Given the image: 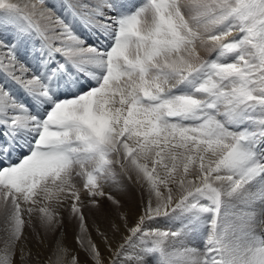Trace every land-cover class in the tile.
I'll return each instance as SVG.
<instances>
[{
    "label": "snow or ice",
    "instance_id": "1",
    "mask_svg": "<svg viewBox=\"0 0 264 264\" xmlns=\"http://www.w3.org/2000/svg\"><path fill=\"white\" fill-rule=\"evenodd\" d=\"M36 213L71 264H264V0H0V264Z\"/></svg>",
    "mask_w": 264,
    "mask_h": 264
},
{
    "label": "rangeland",
    "instance_id": "2",
    "mask_svg": "<svg viewBox=\"0 0 264 264\" xmlns=\"http://www.w3.org/2000/svg\"><path fill=\"white\" fill-rule=\"evenodd\" d=\"M233 35H236V33H233ZM200 52H201V56L204 58H207L209 56V53L205 48H201ZM126 191H127L126 193L130 192L128 190ZM118 198L122 199V202L128 201V199H123L120 197ZM84 211H85L86 221H87V224L90 230L92 226L98 223L99 221L96 220V217L93 215V213L89 212L87 209H84ZM38 215H39L38 213L34 214L35 227L26 226L25 231H24V236L27 239L23 240L22 244L23 246L27 244L28 248L24 249V251H25L26 256L30 257L27 260V264H57L58 257L60 258V262H63L66 259L67 261L70 262L75 255L83 254L80 245L77 243V241H75V239L69 240V242L71 241L70 242L71 249L67 248L66 251L58 253L57 243L59 242L60 231L57 230L56 232H52V231L45 232L42 228L39 227V220L37 219ZM62 215L65 219V222L67 223L68 212L65 210H62ZM69 230L71 231V233H73V230L71 228H69ZM4 239H5L4 228H3V224L0 223V248H3ZM95 243L97 244V246L99 245L98 242H95ZM38 246L40 247L43 246L42 252L37 250ZM64 246L62 248H64ZM14 264H20L18 252H17V257L15 259Z\"/></svg>",
    "mask_w": 264,
    "mask_h": 264
},
{
    "label": "bare ground",
    "instance_id": "3",
    "mask_svg": "<svg viewBox=\"0 0 264 264\" xmlns=\"http://www.w3.org/2000/svg\"><path fill=\"white\" fill-rule=\"evenodd\" d=\"M47 2L49 5H53L56 8H59L60 0H47ZM122 184H123V190L118 195V197L123 198V199H128V201L123 202L125 205V210H129L134 215L136 213V211L138 210V206L141 203V197H140L141 189H140L138 184L131 183V182H128L126 180L123 181ZM126 190H128L130 192L126 193L127 192ZM161 190L163 192H165V194H166L165 189L162 188ZM174 195H175V193H174ZM98 223H100V222H98ZM96 224L92 226V228L89 230V232L91 234L92 240L94 242L99 243L98 247H99L103 257L105 258V260H107V258L110 256V253L108 251L107 244L104 241V237L100 236L96 231ZM160 226L164 227L165 225L161 222ZM101 230L105 231V235H107V237H108V243H111L113 248H115L118 243L122 242L120 239V234H117L114 236L112 231L107 230L106 225L101 224ZM124 234H126V233H124ZM70 239H75V233L74 232L71 233L69 228L66 227L63 232H60L59 246L63 247L65 244L64 249H67V248L71 249V244H70L71 241L69 242ZM75 241H76V239H75ZM23 247H24V249L28 248L27 244H25ZM42 247L38 246L37 250L42 252V250H43ZM130 251H132V250H130ZM80 257H81V259H83V254L80 255ZM65 261H67V259L64 260L63 262H60V264H71L72 260L70 262L67 261L69 263H67Z\"/></svg>",
    "mask_w": 264,
    "mask_h": 264
}]
</instances>
